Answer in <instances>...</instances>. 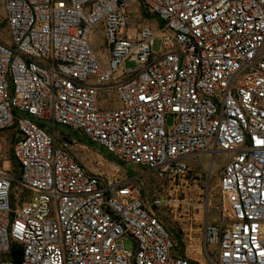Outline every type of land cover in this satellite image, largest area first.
I'll return each instance as SVG.
<instances>
[{"label":"built area","instance_id":"obj_1","mask_svg":"<svg viewBox=\"0 0 264 264\" xmlns=\"http://www.w3.org/2000/svg\"><path fill=\"white\" fill-rule=\"evenodd\" d=\"M0 4V133L13 135L8 157L0 149V264H264V0ZM138 8L158 23L132 31ZM55 126L139 172L89 171ZM214 166L211 219L208 191L190 196L195 169ZM150 178L147 197L136 181ZM158 208L181 220L180 237Z\"/></svg>","mask_w":264,"mask_h":264},{"label":"rangeland","instance_id":"obj_2","mask_svg":"<svg viewBox=\"0 0 264 264\" xmlns=\"http://www.w3.org/2000/svg\"><path fill=\"white\" fill-rule=\"evenodd\" d=\"M142 23H148L152 26H155L158 21L154 15L145 10L144 8H138L134 10L131 16V25L130 28L132 31L135 28H139ZM0 36L4 39H8V33L5 27V22L3 19V7L0 4ZM92 47L95 54L101 58H106L107 50L104 43L103 33L100 26L94 28ZM153 51L157 52L160 50V38L155 37L154 43L152 45ZM125 65L127 67H133L134 62L126 61ZM103 108H111L115 105L114 99L110 95L102 97L100 103ZM167 124L172 122V117L167 116ZM56 138L58 141L62 140V137H67L72 140V144H67L69 151L79 160L89 171L96 172L101 174L102 177H117V176H128L139 172V168L135 165L128 164L116 159L114 156L105 152L100 146L91 143L85 138L81 133L74 132L68 128L62 126H55ZM0 149L1 155H9L10 146L12 144L13 135L11 131H2L0 133ZM81 157V158H80ZM89 162H88V161ZM203 160H206L204 157ZM83 161V162H82ZM216 161H220V158L217 157ZM6 165V163H4ZM7 166V165H6ZM11 168L16 173V165L11 162ZM219 171L217 166H214L212 169L210 167H198L195 169L193 174V179H196V186L193 189L192 195L190 198L193 200L205 198V195L208 191V200H209V210L211 214V219H215L217 215L216 204L218 202V190L216 187V182L218 180L217 172ZM137 186L146 192L147 197H150V194L156 189L157 183L153 179H144L142 181H136ZM36 195L32 196V199H35ZM155 214L158 215L160 220L164 225L172 232L173 235L180 237L177 234V228L180 223V219L173 216L169 210L164 209H155ZM123 246L128 250H134V242L130 237H125L123 239Z\"/></svg>","mask_w":264,"mask_h":264},{"label":"water","instance_id":"obj_3","mask_svg":"<svg viewBox=\"0 0 264 264\" xmlns=\"http://www.w3.org/2000/svg\"><path fill=\"white\" fill-rule=\"evenodd\" d=\"M62 141L66 144H72V140L68 139L67 137H62ZM11 256L15 261H19L20 259V250H13L11 252Z\"/></svg>","mask_w":264,"mask_h":264},{"label":"trees","instance_id":"obj_4","mask_svg":"<svg viewBox=\"0 0 264 264\" xmlns=\"http://www.w3.org/2000/svg\"><path fill=\"white\" fill-rule=\"evenodd\" d=\"M11 162H13L16 165V173H17V169H18L17 162L13 158L11 159Z\"/></svg>","mask_w":264,"mask_h":264},{"label":"bare ground","instance_id":"obj_5","mask_svg":"<svg viewBox=\"0 0 264 264\" xmlns=\"http://www.w3.org/2000/svg\"><path fill=\"white\" fill-rule=\"evenodd\" d=\"M81 158V157H80ZM204 158V156H202V159ZM88 161V160H87ZM83 162V161H82ZM89 162V161H88ZM6 163V165H8V162H5ZM208 204H209V202H208V200L205 202V206H208Z\"/></svg>","mask_w":264,"mask_h":264}]
</instances>
